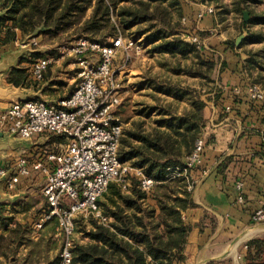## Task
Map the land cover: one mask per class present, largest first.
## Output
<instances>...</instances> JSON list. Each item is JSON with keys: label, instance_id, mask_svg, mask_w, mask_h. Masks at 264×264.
<instances>
[{"label": "crops", "instance_id": "1", "mask_svg": "<svg viewBox=\"0 0 264 264\" xmlns=\"http://www.w3.org/2000/svg\"><path fill=\"white\" fill-rule=\"evenodd\" d=\"M209 4L215 11L197 19V14L206 10V4L202 0L183 3V15L188 18L186 26L205 33L202 37L208 49L199 51L193 46L185 54L153 52L148 66L134 62L126 70L123 64H118L124 67V96L122 94L114 111L122 117L128 109L131 110L128 116L124 114L125 121H122L123 136H126L128 132L140 129L150 132L160 128L170 132L172 127H180L184 114L192 109V98L199 96L206 103V123L200 132L205 147L200 163L190 174L195 183L193 199L200 208L187 210L184 216L192 224L205 213L207 217L202 230L193 227L190 231L184 251L185 260L176 264H203L205 259L220 256L228 249L231 253L217 261L230 259L232 264H264V259L255 258L252 252L249 254L247 247L252 239L264 238V228L251 219L252 212L264 199V101L250 99L247 92L251 84L264 87V0H209ZM245 9L250 14L247 21L243 14ZM88 11L91 13L92 8ZM244 29L247 36L237 45L236 40ZM147 37L145 34L138 39L145 49L154 48L159 40L147 41ZM37 38L42 39L41 36ZM21 39L24 38L19 31L17 40L4 46H9V51L16 50L10 45ZM90 54V57L98 58L96 53ZM65 55L62 53L56 59L51 57L56 65L50 64L47 78L33 89L39 99L47 101L45 97L49 96L52 99L47 101L49 104L56 105L69 96L78 82V70L67 68L74 65L75 60L69 64L64 61ZM159 56L161 60L156 61ZM204 62L212 63L213 67L208 69ZM73 82L75 86L67 95L48 94L53 88ZM235 88H240V91H235ZM25 89L30 90L29 87ZM10 103L7 102L8 105ZM25 143L30 155H35L34 161L45 152L60 149L64 140L55 134L42 133ZM46 163L53 165L49 161ZM126 163L132 165V162ZM36 173L42 172H34L33 175ZM42 175L46 180L45 174ZM31 176L22 177L19 183L23 185L17 193L9 194L16 201L6 202L8 204L3 207L5 215L14 214L12 206L17 205L19 210L26 207L29 210L14 214L16 220L22 221L43 204L42 198L32 196ZM24 178L28 184L22 182ZM240 180L244 182L242 203L237 201L239 190L236 184ZM149 201L154 203L152 199ZM3 230L4 226L0 224V232ZM246 233H250L248 238L234 250L240 240L233 245L232 242ZM33 236H39L36 228ZM88 240L86 238L82 242L87 243ZM26 254L25 247L20 249V261ZM50 257H53L52 253ZM1 260L6 261L4 258ZM8 262L12 264L10 260Z\"/></svg>", "mask_w": 264, "mask_h": 264}, {"label": "trees", "instance_id": "2", "mask_svg": "<svg viewBox=\"0 0 264 264\" xmlns=\"http://www.w3.org/2000/svg\"><path fill=\"white\" fill-rule=\"evenodd\" d=\"M183 3V0H3L0 46L16 41L19 31L23 38L41 36L42 42L64 35L69 39L86 37L109 42L119 34L135 39L146 34L147 41L159 40L154 45L155 52L185 54L194 45L179 33L192 32L194 28H183L175 18V14L179 18L183 15ZM90 8L92 12L88 16ZM143 24L147 26L141 28ZM32 56L34 58H23L21 67L10 73L11 84L29 87L27 71L31 65L26 62L32 64L39 54ZM204 65L208 69L213 67L212 63L204 62ZM191 103L192 109L184 114L180 127H172L170 132L160 128L150 132L140 129L123 136L121 160L144 168L146 174L155 179V186L149 192L143 191L135 176L131 177L129 191H122L118 183L111 182L99 203L112 219L109 224H103L89 217L90 227L82 230L89 240L87 243L74 241L72 264H176L185 260L190 231L193 227L202 230L207 217L204 212L194 224L185 220L187 210L200 208L193 199L195 183L184 175L169 176L170 168L184 166V157L193 150L206 123V103L199 96L192 98ZM150 199L154 203L146 202ZM4 206L0 204V224L4 226L0 232V264L4 263L1 258L12 264H59L63 247L59 242L63 238L56 236L58 220L46 222L39 236H33L35 224L48 210V202L37 206L33 215L22 221L16 220L14 214L28 208L19 210L17 205L12 206L14 214L5 215ZM23 247L27 254L20 261L18 253ZM247 247L249 254L264 259V238L252 239ZM56 248L59 253L51 258ZM207 264H232V261L214 260Z\"/></svg>", "mask_w": 264, "mask_h": 264}, {"label": "built area", "instance_id": "3", "mask_svg": "<svg viewBox=\"0 0 264 264\" xmlns=\"http://www.w3.org/2000/svg\"><path fill=\"white\" fill-rule=\"evenodd\" d=\"M183 1L188 3L190 0ZM202 2L206 4V10L199 12L197 19L215 11L214 6L208 5L209 0ZM187 22L188 18L183 16L182 23L186 25ZM179 34L197 50L208 49L199 31L193 29ZM140 43L139 39L123 34L109 42L82 37L70 52L75 55V64L78 65V82L69 96L56 105L37 98L17 100L0 111V130L7 134L31 139L37 134L51 133L64 140L60 149L45 152L34 161L21 155L10 170L0 169V175L8 174L5 183L10 190L16 188L22 177H29L34 172L45 174L43 195L48 210L35 228L40 230L46 222L58 220L57 234L62 235L64 241L59 264H72L79 215L93 216L103 224L110 223L112 218L104 213L99 199L111 182L118 183L122 191H129L131 177L135 176L143 191L149 192L155 186V179L148 176L144 168L121 160L123 122L114 111L124 92V67L115 65L116 55L120 49L127 57L131 56V50L140 53ZM89 53H96L98 58L90 57ZM51 62L50 57L38 58L30 66V77L43 81ZM234 90L239 92L240 88ZM247 92L250 99L264 101V87L261 85L251 84ZM204 147L205 140L199 136L184 166L169 169L170 178L184 175L190 180L192 170L201 161ZM46 161L53 165H47ZM236 186L239 190L237 201L242 203L244 182L240 180ZM251 219L254 224L264 223V199L252 212Z\"/></svg>", "mask_w": 264, "mask_h": 264}, {"label": "rangeland", "instance_id": "4", "mask_svg": "<svg viewBox=\"0 0 264 264\" xmlns=\"http://www.w3.org/2000/svg\"><path fill=\"white\" fill-rule=\"evenodd\" d=\"M92 12V11H91ZM90 13V11H88V14ZM91 14V13H90ZM176 19L180 20L181 22V26L184 28V26H186L185 24L182 23V17H177V15L175 16ZM175 20V19H174ZM147 26V24H143L141 28ZM181 28V30L183 29ZM136 30V29H135ZM180 36L182 37V35L180 34ZM70 37H68V35H64L62 37H57V38H47L44 42H42V39H36L35 38H28L27 40V46L32 49V51L34 52H30V53H27L26 54V57H24L25 59H31L33 56L32 54L34 53H38L39 54V58L41 57H52V58H57L60 54H62V52H65L66 53V57H65V60L64 61H67V63H72L74 58H75V55L74 54H71L70 52L72 51V47L75 46L77 44V40L79 39H69ZM24 40L25 39H21L19 40L17 43H15L14 45H10L12 46L11 49H18L21 47V45H23L24 43ZM40 40V41H39ZM44 40V39H43ZM144 40V39H142ZM36 42V43H34ZM142 43V42H141ZM140 43V44H141ZM146 45V44H145ZM142 49H141V52L140 53H137L135 50H131V56L130 57H127V54L124 50L120 49L118 50V53L116 55V58H115V65L118 66V64H123L125 66V70L128 69V67L132 64V63H144L145 65L144 66H148V63H149V59L151 57H153V55H151V53H155V51H151L153 50V47H147L146 49L144 48L145 46L142 44ZM9 46H0V59L2 57V55L6 52L9 51ZM10 49V50H11ZM69 53L71 55H69ZM88 55H92V54H88ZM34 58V57H33ZM160 59H156V61L158 60H161V56H159ZM54 66L56 65L54 63V61H52L51 63V66ZM26 65H29L30 66V62H26ZM21 66V65H20ZM28 66V67H29ZM68 70H78V65L77 64H74V65H71V66H68L67 67ZM63 70H66L65 68ZM204 70H206V67H204ZM28 73V82L30 83L29 85V88L30 89H35V87L40 83V82H37L35 81L33 78L30 77L29 75V70L27 71ZM48 73H46L45 75V79L47 78L48 76ZM64 73V72H62ZM210 74V73H209ZM10 73L7 75V76H4L2 77V85L3 86H11V83L8 81V77H9ZM73 86H75V82L73 83H69V84H63L62 86H60L58 89H55L54 88L52 89L53 91L51 92H48L49 95H56V94H61L62 96L63 95H67L69 93V91H71L73 89ZM24 87V86H22ZM32 87V88H31ZM26 88V86H25ZM60 90V91H58ZM56 91V92H54ZM124 96V94H123ZM39 99V98H37ZM45 99L47 101H51L52 99L48 96V97H45ZM143 100V99H141ZM8 107V104L7 102H0V111L4 110L5 108ZM129 112H131L130 109H128L127 113H123V116L121 118L122 121H125V116L124 114H127V116L129 115ZM0 132L3 133V136H0V139L3 138H7L8 137V134L6 132H3L0 130ZM21 155H25V156H28V158L30 159V161H33V157L35 155H30V153L27 151L26 147L25 148H21V149H18V150H13V149H9V150H6L4 152H2L0 154V169H11L12 165L16 162L17 158ZM0 177H2V175H0ZM29 182L30 184H32V189H33V192H32V196H36V198H39L41 199L42 198V201H43V204H46V199L43 197V194L41 192V188H42V185L43 183L45 182V179L42 175V173H36L35 175H32L30 178H29ZM189 181V179H187ZM190 180L193 181V179H191L190 177ZM25 178L22 182H24V184H28L25 182ZM194 182V181H193ZM23 185V183H19V185L16 186V188L14 189V191L10 190L7 188V185L5 182H2L1 183V187H2V190L4 192V194L6 195H9L11 193H17V190L20 189V187ZM192 182L189 183V188H191L192 186ZM22 196L24 195L23 193L21 194ZM103 200V199H102ZM148 204H151L150 201H146ZM8 203H5L3 205H6ZM147 207V205H145ZM4 210V209H3ZM89 217L90 216H85V215H79L76 220H77V229H76V234H75V243H83L82 240L83 239H88L87 236L84 235L83 233V228L87 227L89 228L90 227V221H89ZM58 228V227H57ZM58 231H56V235L57 237H62V235H58L57 234ZM63 245L64 241L61 240L59 242V245ZM61 245V246H62ZM59 253V249L56 248L54 249V251L52 252L53 254V257ZM227 260V259H226ZM3 264H9V262L7 261H4L3 260Z\"/></svg>", "mask_w": 264, "mask_h": 264}, {"label": "water", "instance_id": "5", "mask_svg": "<svg viewBox=\"0 0 264 264\" xmlns=\"http://www.w3.org/2000/svg\"><path fill=\"white\" fill-rule=\"evenodd\" d=\"M2 2L3 0H0V4ZM243 14H244V19L247 21L250 17L249 11L245 9L243 11ZM1 15H3V11H0V16ZM246 36H247V30L244 29V32L237 38L236 44L239 45L246 38ZM28 38L30 39L34 37H25L24 43L23 45H21L20 48L4 53L0 59V102H13L17 100H29V99L38 98L37 97L38 95L34 92L33 89L27 90L22 86L17 87L13 84H11V86H3L1 82L2 77L7 76L14 69L21 67L20 62L24 57H26L27 53L34 52L32 51V49H30L27 46L28 44L26 42ZM0 136H3L2 132H0ZM26 140H29V139L19 138L15 136L14 134H8L7 138L0 139V154L9 149L18 150V149L25 147ZM7 177H8V174L0 177V204L16 201V198H13L10 195L4 194L2 190L1 183L4 182ZM260 226L264 228V223H261ZM238 240H240V237L235 239L232 242V245L235 244ZM230 253H231V249H228L226 252H224L220 256L205 259L203 261V264H207L208 262H211L214 260L223 259L227 257Z\"/></svg>", "mask_w": 264, "mask_h": 264}, {"label": "bare ground", "instance_id": "6", "mask_svg": "<svg viewBox=\"0 0 264 264\" xmlns=\"http://www.w3.org/2000/svg\"><path fill=\"white\" fill-rule=\"evenodd\" d=\"M249 235H250V233H246V235H244V236L240 239L239 243L234 247V250H236L237 246H238L241 242H243V240H245L246 238H248ZM235 253H236V252H235Z\"/></svg>", "mask_w": 264, "mask_h": 264}]
</instances>
